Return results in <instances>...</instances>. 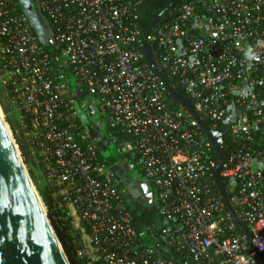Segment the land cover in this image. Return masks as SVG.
<instances>
[{
  "label": "built area",
  "instance_id": "1",
  "mask_svg": "<svg viewBox=\"0 0 264 264\" xmlns=\"http://www.w3.org/2000/svg\"><path fill=\"white\" fill-rule=\"evenodd\" d=\"M37 3L43 38L21 3L0 0V85L57 206L76 223L84 264H264V0H191L147 40L140 1ZM147 43L210 128L228 129L220 180L234 214L214 181L211 143L170 106ZM85 106L155 188L159 220L143 237Z\"/></svg>",
  "mask_w": 264,
  "mask_h": 264
},
{
  "label": "water",
  "instance_id": "2",
  "mask_svg": "<svg viewBox=\"0 0 264 264\" xmlns=\"http://www.w3.org/2000/svg\"><path fill=\"white\" fill-rule=\"evenodd\" d=\"M173 0L154 18L148 37L158 29L157 19L172 7ZM145 57L157 77H164L154 57L153 48L146 44ZM170 97L182 106L198 123L216 154L214 181L227 209L234 214L226 186L220 180L225 155L223 133L211 129L196 113L191 100L181 91L170 89ZM117 168H112L116 173ZM135 196V195H134ZM240 229L252 241V234L246 226ZM0 264H70L62 245L44 211L25 164L16 149L0 114Z\"/></svg>",
  "mask_w": 264,
  "mask_h": 264
},
{
  "label": "trees",
  "instance_id": "3",
  "mask_svg": "<svg viewBox=\"0 0 264 264\" xmlns=\"http://www.w3.org/2000/svg\"><path fill=\"white\" fill-rule=\"evenodd\" d=\"M17 1L19 2V0ZM134 1H140L142 3L139 27L142 30L143 34L146 36L150 31L154 18L168 5L169 0H134ZM190 1L191 0H173L172 7L169 9V11H167L161 18L157 19L156 21V24L158 26L157 30H159V28H161L164 24L171 22L176 17L179 7ZM37 9H38V5H37ZM157 30L154 31L153 33H156ZM154 53L157 59L158 56L156 54L155 49H154ZM161 72L164 77V82L168 86V88L180 91V88L177 84V80L169 76V74L166 73L164 70H161ZM169 102L172 108L174 109L180 108V105L174 102L171 97H169ZM206 123L209 127L211 126L209 122L206 121ZM216 130L223 133L225 140V149L228 150L231 146L228 129L220 126L216 128ZM14 138L20 148V151L23 154L28 149V145L24 142L23 138L18 139L15 135ZM26 165H28L27 160H26ZM30 176L34 180L35 177L33 176L31 170H30ZM144 180H145L144 183H145L146 192H149L151 189L154 191L156 196L154 186L146 179ZM41 196L47 208L48 218L50 220V223L62 245V248L64 249V252L68 258L69 263L84 264V261L79 257V249L77 247V244L79 242V235L73 228L72 219L68 218L67 213L63 211V208H59L57 206L53 191L50 190L48 187L45 188ZM156 205H157L156 203L155 204L152 203L143 206L140 205L138 202L133 201V204H131L130 206V209L134 215L135 228L141 237L146 235V230L148 226L158 223L159 216Z\"/></svg>",
  "mask_w": 264,
  "mask_h": 264
},
{
  "label": "rangeland",
  "instance_id": "4",
  "mask_svg": "<svg viewBox=\"0 0 264 264\" xmlns=\"http://www.w3.org/2000/svg\"><path fill=\"white\" fill-rule=\"evenodd\" d=\"M21 3L22 9L28 14L33 28L35 31L43 38V36L46 35V30L49 28V25L45 18L40 14L39 9H37V3L36 0H19ZM0 114L2 116V119L6 125V128L8 129V132L10 133V136L12 140L14 141V144L16 146V149L20 152V157L22 158L23 163L25 164L26 170L29 174L30 180L32 182V185L34 187V190L36 191L40 201L42 202L44 211L46 214L47 208L42 200L41 194L45 190V188H49V183L46 180V178L41 174V167L39 165L38 160L34 158L31 155V150L28 148L23 154L20 151V148L14 138V135L18 139H22V135L20 133V130L17 125V120L15 118V115L13 113V110L11 108V105L7 101V97L0 85ZM114 145V144H112ZM26 160L28 162V165H26ZM35 177L34 180L30 176V170ZM145 180L138 179L137 183L134 185L128 178H125V186H122V190H126V194L128 193L130 200V204H133L134 202H138L140 205H149L154 203L156 201V197L154 194H147L145 189ZM128 189V190H127ZM135 195V196H134ZM63 211L67 213L68 218L72 219L70 216V211L66 208H63ZM74 230L76 231L77 227L73 225Z\"/></svg>",
  "mask_w": 264,
  "mask_h": 264
},
{
  "label": "crops",
  "instance_id": "5",
  "mask_svg": "<svg viewBox=\"0 0 264 264\" xmlns=\"http://www.w3.org/2000/svg\"><path fill=\"white\" fill-rule=\"evenodd\" d=\"M80 110V114L90 129L92 139L95 141L102 159L105 160L111 171L112 168H117L116 173L113 171L112 173H114L118 179H121V176L128 178L134 185L137 183L138 179H146L142 172L120 153L118 146L112 145L108 140L103 120L98 111L90 106L82 107ZM121 182L122 185L125 186L124 181ZM148 193H153L155 196L154 191L151 189L147 194ZM73 225L75 227L76 223H73Z\"/></svg>",
  "mask_w": 264,
  "mask_h": 264
},
{
  "label": "flooded vegetation",
  "instance_id": "6",
  "mask_svg": "<svg viewBox=\"0 0 264 264\" xmlns=\"http://www.w3.org/2000/svg\"><path fill=\"white\" fill-rule=\"evenodd\" d=\"M120 180L121 181H124V183H125V178L123 176H121V179Z\"/></svg>",
  "mask_w": 264,
  "mask_h": 264
}]
</instances>
